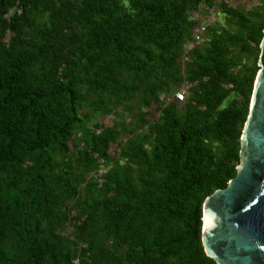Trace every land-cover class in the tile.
I'll list each match as a JSON object with an SVG mask.
<instances>
[{
  "label": "trees",
  "instance_id": "1",
  "mask_svg": "<svg viewBox=\"0 0 264 264\" xmlns=\"http://www.w3.org/2000/svg\"><path fill=\"white\" fill-rule=\"evenodd\" d=\"M202 2L220 21L184 54L199 24L186 12ZM9 10L0 264H217L202 246V204L235 172L264 1L240 10L230 0H0ZM170 88L174 100H156ZM121 101L140 126L155 103L153 130L127 128ZM109 107L112 126H88Z\"/></svg>",
  "mask_w": 264,
  "mask_h": 264
},
{
  "label": "water",
  "instance_id": "2",
  "mask_svg": "<svg viewBox=\"0 0 264 264\" xmlns=\"http://www.w3.org/2000/svg\"><path fill=\"white\" fill-rule=\"evenodd\" d=\"M201 242L217 264H264V27L233 177L202 204Z\"/></svg>",
  "mask_w": 264,
  "mask_h": 264
},
{
  "label": "rangeland",
  "instance_id": "3",
  "mask_svg": "<svg viewBox=\"0 0 264 264\" xmlns=\"http://www.w3.org/2000/svg\"><path fill=\"white\" fill-rule=\"evenodd\" d=\"M216 2L218 1H224V0H215ZM231 1V6L236 7L240 10H246L249 9L250 6L255 5L256 3H258L259 0H230ZM262 1V0H261ZM264 1V0H263ZM230 4V3H229ZM125 5H127V3H125ZM207 6L206 3H200L197 7H193L192 9H188L186 12V15L188 14L189 17H191L193 20L201 23V22H205V24L207 25V30L208 27L212 26V24L214 23V21L216 20V15L218 13H216L215 11H211V7L210 9ZM213 10V9H212ZM13 10H9L7 12L3 11L0 12V33L2 35V38L7 40L9 38V36L11 35V31L12 28L9 25V17L12 14ZM218 21H220V17H221V13L220 16L218 15ZM207 35V34H206ZM192 42V41H190ZM189 42V43H190ZM188 44V43H187ZM187 44L184 43L183 47H182V52L188 51L189 47L187 46ZM243 61L245 62L244 64L246 65H251L252 64V58L249 55H245L243 57ZM182 88L187 89V83L184 84L182 86ZM162 89H160L159 93H156L155 97L157 101H161L166 103L167 101H171L174 100L173 98V93L175 91V89H171L169 90V94H165V92L163 93V91H161ZM188 91L186 92V96L184 98V100H182L183 102L179 103V106H182L184 104V101L188 98ZM125 101H121L118 104V111L120 112V116L125 119V123L128 127H131L132 130L136 129L137 132H144V133H148L150 129L153 130V122H158L159 118H160V112L156 109V104L153 103L151 106L148 107V109L152 112V115L147 116V122L143 125L140 126V122L139 120L136 118V116H134L133 114L137 111L136 106L133 107V112L132 114H130L128 111H125ZM226 104V102L224 103V105ZM161 109V106L159 107ZM108 113H99L98 116H96L95 118H90L87 122L88 126H92L93 123H98L100 125L101 128L104 127H110L113 125V121L117 120L118 116L114 115L112 113L113 108L109 107L107 108ZM87 112V107L86 105H83L82 107L79 108V113H84ZM59 128V126L55 127V131ZM135 131V130H133ZM130 133H128L127 131H123L121 133V135L117 138V143H122L124 140H126L129 137ZM115 150V145H112L111 149H110V153H113ZM109 166V164L103 165L99 170H97L95 172V175L97 177H100V175L103 173V169L107 168Z\"/></svg>",
  "mask_w": 264,
  "mask_h": 264
},
{
  "label": "built area",
  "instance_id": "4",
  "mask_svg": "<svg viewBox=\"0 0 264 264\" xmlns=\"http://www.w3.org/2000/svg\"><path fill=\"white\" fill-rule=\"evenodd\" d=\"M212 11V9H211ZM207 29V25L205 22L199 23L192 31V42L188 43L189 49L193 47L194 44L200 43L203 41V34L205 33ZM186 58V57H185ZM174 95L176 96V99L179 101L184 100L186 96V90L184 88H180L177 91H175Z\"/></svg>",
  "mask_w": 264,
  "mask_h": 264
}]
</instances>
